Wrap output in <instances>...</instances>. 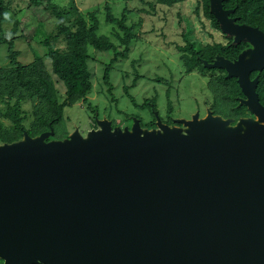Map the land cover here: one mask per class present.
<instances>
[{"label":"water","instance_id":"95a60500","mask_svg":"<svg viewBox=\"0 0 264 264\" xmlns=\"http://www.w3.org/2000/svg\"><path fill=\"white\" fill-rule=\"evenodd\" d=\"M209 0L220 32L248 48L202 61L233 78L238 107L143 128L95 117L84 135L53 131L0 144L2 264H264V33Z\"/></svg>","mask_w":264,"mask_h":264},{"label":"rangeland","instance_id":"374dc122","mask_svg":"<svg viewBox=\"0 0 264 264\" xmlns=\"http://www.w3.org/2000/svg\"><path fill=\"white\" fill-rule=\"evenodd\" d=\"M7 1L10 2V9L6 14L3 30L5 38L11 39L14 43V51L18 54L17 61L27 69L26 67L34 62L35 54L42 56L43 71L54 84L57 103H64L65 89L52 74L51 61L43 55L44 47L39 44L46 36L52 37L54 34L50 15L44 12L42 6L35 7L29 4L30 0ZM56 1L63 5L73 3L83 19L88 22L87 15L93 13L99 23L97 35L107 37L119 52L123 47L118 44L115 35H122V32L104 21L106 7L118 19L122 15L125 16V26L133 27L134 38L130 43L127 58L124 60L118 58L112 65L110 92L103 84L102 77L103 69L113 58V53L87 49L89 55L87 67L91 75L92 90L85 101L80 100L71 107L64 108L62 122L55 127V132L58 133L55 139L64 138L75 128H78L83 135L94 129V110L97 111L99 119L106 118L113 126L120 128L129 125L128 117H139L142 123H150L153 121L151 115L136 109L146 100L155 103L154 111L158 113L164 124L170 122L169 118L187 119L195 112L203 117L206 109L211 108L220 115L228 113L232 106L231 101L226 100V94L229 92L225 88L216 86L215 80H210L214 75L203 67V60L197 57L204 72L193 70L186 74L180 60L182 53L177 51V47L186 45V40L193 44L196 52L214 45L223 47L226 43L219 32L210 28L198 0H186L171 7L157 4L156 0ZM198 9L199 12L196 13ZM21 11L23 13L19 30L12 34L15 20ZM6 75L12 77L9 83H15L16 69L9 63L6 45H0L1 130H11V123L3 117L8 108L14 106L15 99L18 102L20 116L24 118L25 130H32L33 122L38 116L47 117L45 107L35 99L34 94L32 96L31 93L25 92L26 90H20V93L14 91L15 99H9L7 104L8 95L5 87L9 83ZM33 78L35 79L36 76ZM126 93L133 99L134 104L125 95ZM243 114V117H247L245 111Z\"/></svg>","mask_w":264,"mask_h":264},{"label":"trees","instance_id":"16d2710c","mask_svg":"<svg viewBox=\"0 0 264 264\" xmlns=\"http://www.w3.org/2000/svg\"><path fill=\"white\" fill-rule=\"evenodd\" d=\"M184 1L186 0H156L157 4L166 7H171ZM198 2L205 19L209 22L210 28L223 35L219 30L217 22L209 13V0H198ZM29 4L35 7L42 6L44 12L50 15L51 23L55 30L54 34H52V37L46 36L39 44L44 47L43 55L51 61L52 74L57 77L65 89V102L61 104L57 103L54 84L49 79L48 74L43 71L42 56L35 54L34 62L26 67L27 69H24L17 61L18 54L14 51V43L11 39L5 38L3 30L6 14L10 9V2L7 0H0V45H6L9 63L16 69L15 83H9L12 77L6 75L9 83L6 84L5 87V91L8 95V99L6 100L7 104L9 103V99H15L13 98L15 95L14 91L20 93V90H26L25 92L31 93L32 96L34 94L35 99L43 104L47 116L46 118L45 116H38L33 122V129L25 130L23 126L24 118L20 116V109L17 107L18 102L17 99H15L14 106L8 108L7 113L3 117L11 123L12 127L10 131H2L0 127V144H9L18 141L21 139L23 132H26L30 137H35L48 130H52L54 133L53 138H57L56 136L58 133L55 132V127L59 126L62 122L64 108L71 107L74 103H77V101H85V98L92 90L91 75L87 67V61L89 59L87 49L91 48L98 52L113 53V58L103 69L102 77L103 84L108 87V91L110 92L112 86L109 81L112 65L118 58L121 60L127 58L130 43L134 38L133 27L125 26V16L122 15L119 19L114 17L108 7L105 8L104 21L106 24L114 25L122 32V35H115L118 44L123 47V50L120 52L117 51L115 45L111 43L107 37L97 35L99 23L93 13L87 15L89 18L88 22L83 19L73 3L63 5L56 0H30ZM222 8L232 11L230 17L236 19L237 24L257 28L264 33V0H223ZM197 12H199V9L196 10V13ZM22 13L21 11L18 18L15 20L11 31L12 34H15L19 30ZM21 37L23 38L22 35ZM244 46L245 44H240L235 47L229 46L226 50L220 45H214L213 47L205 48L203 51L196 52L194 51L193 44L186 40V45L181 48L177 47V51L182 53L180 60L185 68V73L188 74L193 70L204 72L201 62L197 57L208 63L216 54L231 59L235 57ZM184 53L186 54L185 56L183 55ZM33 76H36V78L34 79ZM214 84L221 89L225 88L229 92L226 94V100L231 101L230 103H232V106H230L226 115L215 113L214 108L210 109L212 113L214 115H220L223 118L238 119L243 117V112H247L246 109L244 107H235L238 104L235 98L242 97L235 80H225L222 77H218L215 79ZM256 93L260 103L264 105V70L259 73ZM125 95L130 99L131 103L134 104L133 99L128 93ZM154 105V102L146 100L143 101L141 106H137L136 109L139 112L146 111L151 115V110H155ZM96 112L97 111L94 110L93 114L98 118ZM136 118L139 119L143 128L150 129L153 127L152 122L144 124L139 117ZM127 119L130 120V125L131 117Z\"/></svg>","mask_w":264,"mask_h":264},{"label":"flooded vegetation","instance_id":"af4514ba","mask_svg":"<svg viewBox=\"0 0 264 264\" xmlns=\"http://www.w3.org/2000/svg\"><path fill=\"white\" fill-rule=\"evenodd\" d=\"M222 37L225 39V41H226V43H225V45L223 46L226 50L229 48V46H231V42H232V39H230V38H227L226 36H224V35H222ZM241 44H244V43H241ZM240 45V44H239ZM239 45H237V46H239ZM235 47V46H234ZM248 48V45L247 44H245V46L242 48V49H240V51H239V53L235 56V57H233V58H231V59H227V58H225V57H223L222 55H218V54H216V55H214L213 56V59L215 58V57H223V58H225L226 60H230V61H233V60H235L236 58H237V56L240 54V52H242L243 50H245V49H247ZM213 59L209 62V63H211L212 61H213ZM207 71H209V72H212V75H214V77L212 76V78H210V80H215V79H217L218 77H221L222 76V78H224L225 80H229V79H227V78H225V76H226V73L224 72V71H222V70H217V69H211V70H207ZM198 72V71H197ZM199 73V72H198ZM214 73H217V74H214ZM222 74V75H221ZM259 76V74L258 73H252L251 75H250V78L251 79H253L255 76ZM230 79H233V78H230ZM235 80V79H234ZM235 82H236V80H235ZM242 95V94H241ZM241 98H243V97H241ZM241 98H235V100L238 102V100L239 99H241ZM259 99V98H258ZM260 102V101H259ZM261 104V103H260ZM262 105V104H261ZM262 106H264V105H262ZM236 108H240V107H238V104H237V106H235ZM152 111L153 110H151V115H152ZM211 111V110H210ZM153 112H156V111H153ZM212 112V111H211ZM247 113V117H250L251 115L248 113V112H246ZM191 116V115H190ZM190 116L189 117H187V119H189L190 118ZM152 118H153V116H151ZM246 117V118H247ZM132 119V118H131ZM187 119H183V120H187ZM173 120H176V119H173V118H169V123L167 124V125H172V123H173ZM152 125H154V118H153V121H152ZM49 131V130H48ZM0 264H2V262L0 261Z\"/></svg>","mask_w":264,"mask_h":264}]
</instances>
